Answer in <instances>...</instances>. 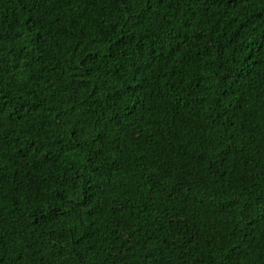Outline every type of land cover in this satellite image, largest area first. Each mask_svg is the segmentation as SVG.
Instances as JSON below:
<instances>
[{
  "label": "trees",
  "instance_id": "trees-1",
  "mask_svg": "<svg viewBox=\"0 0 264 264\" xmlns=\"http://www.w3.org/2000/svg\"><path fill=\"white\" fill-rule=\"evenodd\" d=\"M0 264H264V0H0Z\"/></svg>",
  "mask_w": 264,
  "mask_h": 264
}]
</instances>
